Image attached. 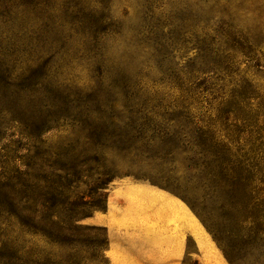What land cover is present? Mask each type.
Masks as SVG:
<instances>
[{
	"label": "rangeland",
	"instance_id": "374dc122",
	"mask_svg": "<svg viewBox=\"0 0 264 264\" xmlns=\"http://www.w3.org/2000/svg\"><path fill=\"white\" fill-rule=\"evenodd\" d=\"M98 19L93 60L75 31ZM0 62L35 92L0 97V264H108L97 218L125 183L180 199L225 264L257 258L264 0H0Z\"/></svg>",
	"mask_w": 264,
	"mask_h": 264
},
{
	"label": "crops",
	"instance_id": "0c3cea01",
	"mask_svg": "<svg viewBox=\"0 0 264 264\" xmlns=\"http://www.w3.org/2000/svg\"><path fill=\"white\" fill-rule=\"evenodd\" d=\"M97 223L108 264H225L186 204L152 186L114 187Z\"/></svg>",
	"mask_w": 264,
	"mask_h": 264
},
{
	"label": "trees",
	"instance_id": "16d2710c",
	"mask_svg": "<svg viewBox=\"0 0 264 264\" xmlns=\"http://www.w3.org/2000/svg\"><path fill=\"white\" fill-rule=\"evenodd\" d=\"M70 7H73V4ZM67 8H69V5L66 6V9ZM100 23H101L100 19L92 20V21L86 22V23L83 22V20L78 21V25H79L78 28L80 29V31H77V30L75 31V35H79L81 40H83V42L86 44L85 51H86L87 56H89L93 60L96 57L101 58L103 55V53H102L103 49L100 50V46H98V44H97L98 40H100V35H101L100 30L98 29V25ZM105 36L106 35H104L102 38H104ZM101 48H103V47H101ZM141 48L143 50L151 49L149 47H141ZM21 54H23V52H20L18 50L16 52H11V55H14V56H19ZM31 57H34V54ZM29 64H32V62H29ZM9 65L11 66L10 68H9ZM14 65H12L11 63L7 64V62H0V84L3 87V89H0V97L6 98V99H7V97L8 98L15 97V99H17V101L21 98L20 94H22V93H24L25 95H30L29 97H31V96L33 97V95L35 94L34 91H30L27 89V92H24V90H20V88H18V86L15 87V90L17 91L16 94H15V92H14V94L8 92L9 89H13V86L11 84H9V82H8V79L11 78L12 72L18 71L19 74H17L16 78L20 79L23 77L24 73L27 72L28 68H30V66H31V65H28L25 63L19 64L17 67ZM94 65L96 66L97 62H94ZM40 67H42V66H40ZM115 79L117 80L118 78H115ZM173 103H174V105L172 106L173 110H176L178 112H184L185 116L188 115L187 111L189 110V107H188V105H186L187 102L184 98H182V99L180 98V100L178 99L176 101H173ZM8 112H9V110L6 113H8ZM187 148H189L188 153L192 154L193 152H196V149L198 148V144H197V139L195 137H192L189 140V142L187 143ZM200 157L201 156H187L186 162L188 163L187 164L188 171H195L197 168H200V169L207 168L211 165H213L214 167L217 166L222 171L224 166L225 167L227 166V163L220 158H218V159L209 158V159H207L208 160L207 163H205V160L201 161ZM245 208H246V205H245ZM73 219H75V218H73ZM257 221H259V222L256 223L255 232L252 233V236L255 239H259L257 241L258 242V248L255 249V250L259 251V255L250 264H264V222H262V221H264V216L258 218ZM224 257L228 261V264H236V263H234V261L230 260L225 253H224Z\"/></svg>",
	"mask_w": 264,
	"mask_h": 264
}]
</instances>
